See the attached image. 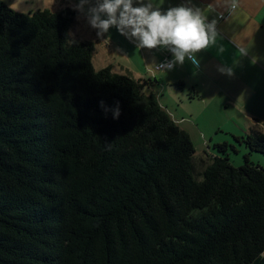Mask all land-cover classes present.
Segmentation results:
<instances>
[{
	"label": "trees",
	"instance_id": "1",
	"mask_svg": "<svg viewBox=\"0 0 264 264\" xmlns=\"http://www.w3.org/2000/svg\"><path fill=\"white\" fill-rule=\"evenodd\" d=\"M77 15L0 0V264H264V133L195 169L154 80L95 69Z\"/></svg>",
	"mask_w": 264,
	"mask_h": 264
},
{
	"label": "rangeland",
	"instance_id": "2",
	"mask_svg": "<svg viewBox=\"0 0 264 264\" xmlns=\"http://www.w3.org/2000/svg\"><path fill=\"white\" fill-rule=\"evenodd\" d=\"M2 1L13 10L22 13L44 8L55 11L71 7L72 3L78 2V0ZM161 1L153 0V3L157 6ZM91 3L94 4L95 0H91ZM68 35L70 38L92 43V64L95 69L110 65L113 72H129L135 78L157 81L150 90L176 125L190 136L195 150V169L200 170L202 166L200 160L206 162L207 159L221 155L215 145L223 142L235 148L232 150L229 147L227 150L229 161L235 166L242 164L243 155L248 149L243 143L235 141L233 136H242L253 131L264 133V59L261 62L262 66L259 65L263 70H257L256 74L250 71L243 72L241 77L234 74L232 93L226 97L217 95L212 87L205 85L199 97L189 99V88H181L176 83H166V69L155 68L163 59L155 63L149 57L146 58L143 52L146 48H138L137 41L122 36L115 28H111L109 33L103 36H98L84 16L78 14L68 30ZM165 58L171 59L172 56L168 55ZM241 58L244 66L255 67L252 61ZM249 158L252 162L264 166V156L261 153L250 152ZM194 175L199 178L197 174Z\"/></svg>",
	"mask_w": 264,
	"mask_h": 264
},
{
	"label": "clouds",
	"instance_id": "3",
	"mask_svg": "<svg viewBox=\"0 0 264 264\" xmlns=\"http://www.w3.org/2000/svg\"><path fill=\"white\" fill-rule=\"evenodd\" d=\"M71 7L84 16L98 36L115 28L122 36L137 41L136 46L140 49L168 48L172 58L158 65L168 71L177 64L183 65L186 59L199 67L200 60L196 54L216 43L217 21L206 22L201 9L196 6L181 4L165 11L154 5L153 0H95L94 4L91 0H78ZM237 8L238 0H232L230 10ZM223 51L221 47L219 52ZM241 52L248 54L246 49H241ZM218 70L229 76L233 74L232 67L223 66ZM111 112L113 119L119 118L118 103Z\"/></svg>",
	"mask_w": 264,
	"mask_h": 264
},
{
	"label": "crops",
	"instance_id": "4",
	"mask_svg": "<svg viewBox=\"0 0 264 264\" xmlns=\"http://www.w3.org/2000/svg\"><path fill=\"white\" fill-rule=\"evenodd\" d=\"M181 4L199 7L206 22L217 21L216 43L196 54L200 60L199 67L186 59L183 65L177 64L173 70H165L166 83L181 82V88L194 87L198 95L207 85L217 95L226 97L232 93L234 74L241 77L243 72L256 74L257 70H263L259 65L262 66L264 59V0H238V8L234 11L230 10L229 0H190V3L189 0H162L157 6L166 11ZM221 47L224 49L222 53L219 52ZM241 49H246L248 54L243 55ZM143 52L146 58L149 57L155 63L167 56L166 47ZM241 57L252 61L255 67L244 66ZM223 66L232 67L233 74L229 76L221 73L218 69Z\"/></svg>",
	"mask_w": 264,
	"mask_h": 264
},
{
	"label": "built area",
	"instance_id": "5",
	"mask_svg": "<svg viewBox=\"0 0 264 264\" xmlns=\"http://www.w3.org/2000/svg\"><path fill=\"white\" fill-rule=\"evenodd\" d=\"M168 55L172 56L171 52H170V51L168 50V48H167V56H168ZM167 60H170V59H168V58H164L163 61H160V62L155 66V68H156L157 70L162 69V68L158 67V65L162 64L163 62H165V61H167Z\"/></svg>",
	"mask_w": 264,
	"mask_h": 264
}]
</instances>
